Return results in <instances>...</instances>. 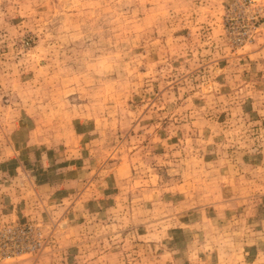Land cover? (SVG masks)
<instances>
[{"label":"rangeland","instance_id":"374dc122","mask_svg":"<svg viewBox=\"0 0 264 264\" xmlns=\"http://www.w3.org/2000/svg\"><path fill=\"white\" fill-rule=\"evenodd\" d=\"M8 193L0 264H264V0H0Z\"/></svg>","mask_w":264,"mask_h":264},{"label":"crops","instance_id":"0c3cea01","mask_svg":"<svg viewBox=\"0 0 264 264\" xmlns=\"http://www.w3.org/2000/svg\"><path fill=\"white\" fill-rule=\"evenodd\" d=\"M8 195H11V194L8 193ZM11 196H10L11 199H9V202H8L7 198L2 199L1 198L2 196L0 195V220L1 221L2 220L12 221V220L20 219V218L22 219V217L26 216V213H22L23 208L19 207V202H20L19 199L18 198L14 199V194H12ZM21 202H22V199H21Z\"/></svg>","mask_w":264,"mask_h":264},{"label":"built area","instance_id":"2783aa9c","mask_svg":"<svg viewBox=\"0 0 264 264\" xmlns=\"http://www.w3.org/2000/svg\"><path fill=\"white\" fill-rule=\"evenodd\" d=\"M3 237L6 238L7 240H12L11 233L9 235L8 234H5V235H3Z\"/></svg>","mask_w":264,"mask_h":264}]
</instances>
